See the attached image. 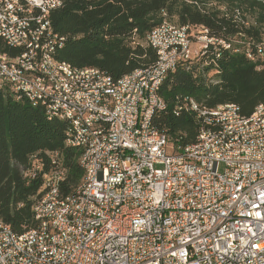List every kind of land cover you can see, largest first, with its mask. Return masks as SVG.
<instances>
[{
  "label": "built area",
  "instance_id": "obj_1",
  "mask_svg": "<svg viewBox=\"0 0 264 264\" xmlns=\"http://www.w3.org/2000/svg\"><path fill=\"white\" fill-rule=\"evenodd\" d=\"M61 5L0 0V38L21 50H0V86L67 121L85 177L64 196V170L43 174L37 226L19 234L0 221V264H264V103L246 116L235 103L187 98L205 126L181 149L153 122L179 61L230 42L164 21L147 37L156 62L114 79L56 59L65 37L49 14Z\"/></svg>",
  "mask_w": 264,
  "mask_h": 264
},
{
  "label": "trees",
  "instance_id": "obj_2",
  "mask_svg": "<svg viewBox=\"0 0 264 264\" xmlns=\"http://www.w3.org/2000/svg\"><path fill=\"white\" fill-rule=\"evenodd\" d=\"M49 18L54 32L65 37L56 59L100 68L114 79L156 62L147 37L164 21L206 27L209 35L230 42V48L209 44L203 54L179 61L164 80L160 94L167 107L153 122L175 149L194 143L205 126L184 108L187 98L208 108L235 103L246 116L264 103V56L257 51L264 42V0H62ZM0 50L21 52L2 38ZM67 128L66 120L44 104L33 105L11 83L0 86V221L16 233L38 224L33 207L45 172L64 170V196L85 177L81 151L68 145Z\"/></svg>",
  "mask_w": 264,
  "mask_h": 264
},
{
  "label": "rangeland",
  "instance_id": "obj_3",
  "mask_svg": "<svg viewBox=\"0 0 264 264\" xmlns=\"http://www.w3.org/2000/svg\"><path fill=\"white\" fill-rule=\"evenodd\" d=\"M198 29H199V28H194V29L192 30V32L197 33V32H198ZM194 43H195V45H194V48H193V49H194V50H197V48H198V44H197V42H194ZM193 56H195V55H193ZM220 169L223 170V166H221Z\"/></svg>",
  "mask_w": 264,
  "mask_h": 264
}]
</instances>
